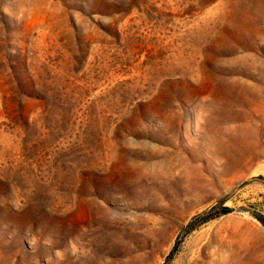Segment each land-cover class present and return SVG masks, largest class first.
<instances>
[{
    "label": "rangeland",
    "instance_id": "374dc122",
    "mask_svg": "<svg viewBox=\"0 0 264 264\" xmlns=\"http://www.w3.org/2000/svg\"><path fill=\"white\" fill-rule=\"evenodd\" d=\"M0 264H264V0H0Z\"/></svg>",
    "mask_w": 264,
    "mask_h": 264
},
{
    "label": "trees",
    "instance_id": "16d2710c",
    "mask_svg": "<svg viewBox=\"0 0 264 264\" xmlns=\"http://www.w3.org/2000/svg\"><path fill=\"white\" fill-rule=\"evenodd\" d=\"M229 212H231V209H230V208H223V210H222V213H223V214H227V213H229ZM257 218H258L259 220H261V218H259L258 216H257ZM209 219H211V218H205L203 222H207V221H209ZM192 229H193V227H192Z\"/></svg>",
    "mask_w": 264,
    "mask_h": 264
}]
</instances>
